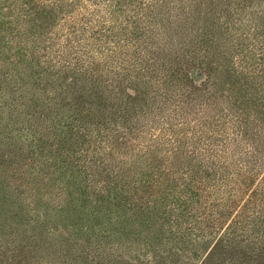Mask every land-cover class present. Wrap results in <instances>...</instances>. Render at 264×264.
<instances>
[{
  "label": "rangeland",
  "instance_id": "374dc122",
  "mask_svg": "<svg viewBox=\"0 0 264 264\" xmlns=\"http://www.w3.org/2000/svg\"><path fill=\"white\" fill-rule=\"evenodd\" d=\"M50 1L37 0L42 7ZM10 2L12 0H0V81L12 82L14 79L16 84L12 83L10 87L18 91L13 96L16 101L11 110L5 106L4 101L7 100L6 97L2 98L0 91V123L8 125V131L18 139L16 146L22 145L23 150L19 151L16 147L13 152L10 146H6L4 155L0 157V179L3 183L0 184V201L8 204L12 194L9 210L13 207L19 213L15 220H11V229L0 227V231L3 229L0 247L4 246L0 248V264H15L9 252H5L8 233L15 230L30 233L36 229V224L43 221L49 223L44 235L50 238L48 240L52 241L54 249H58L63 242H69L72 250H76L74 246L77 245L96 248L94 244L101 242L102 250L108 251L102 256L103 264H109L115 258L119 264H158L154 260L155 254L159 255L156 257L159 264H264V167L259 171L255 167L253 173L248 174L244 172L247 168L241 165L239 158L230 156L229 167L220 176L209 168L203 173L190 172V167L199 162L198 159H192V163L184 167L171 163L174 149L179 145L169 130L162 129L160 124L150 127L146 122L143 124L144 132L139 134L141 137L134 136L139 132L134 130V99L135 104H141L140 98H144L146 93L144 84L137 91L134 87L129 92L130 85L125 81L120 85L123 86L121 94L114 91L116 89L111 83L101 84L95 92H99L100 100L105 104L106 112H109L105 116L115 114L112 118L115 121L108 120V125L104 120L107 117L100 119L89 114L86 121L90 131L76 137L69 135L67 128L52 126L59 108L61 112L70 108L72 112L81 109L85 117L88 106L84 101L91 99V88L86 86L84 98L79 100H74L70 94H61L65 90L61 89L60 92V88L72 89L77 84L75 80L71 82L73 69H64L62 64H58L60 60L50 62L47 56H54L53 52L58 49L51 47L43 52L41 48L33 47L41 31L38 21L28 19L25 13L12 7L13 3L9 5ZM143 2L149 4L152 0ZM81 3L85 4L84 10H72V13L60 15L51 22L48 37L59 36L65 42L70 34L67 31L69 25L85 27L80 15L88 16L86 7H92L88 0H81ZM105 5L107 1L103 2L102 7ZM16 19L19 24L14 23ZM139 26L152 29L156 25L145 19ZM7 27L14 29L6 31ZM92 54L97 56L95 52ZM203 70L194 69L188 75L189 79L196 84L205 82L208 73ZM0 86L8 89L5 82H0ZM224 89L228 88L225 86ZM20 93L25 98H21ZM112 94L118 100L106 102ZM145 99H149V96L146 95ZM32 102L40 107L35 108ZM163 102L158 100L154 107L157 122L167 118V114H159L157 110ZM24 103L31 104L26 119L32 120V127L22 124L23 116L19 111ZM125 103L129 108L128 114L123 112ZM200 107V110L205 108L204 105ZM101 111L104 112L103 109ZM122 115L128 119L119 118ZM19 119L17 129H14ZM96 121L105 123L106 127L95 124ZM225 121L228 120L222 118V122ZM189 125L196 126L193 121H188V125L184 126V135L194 139V131ZM32 128L46 133L37 148L26 144L25 138L33 135ZM98 130L101 132L100 138L95 137ZM240 135L236 131L232 139ZM260 135L264 140V128ZM155 136H165L171 141H166L161 152L152 158L148 152L152 148L149 146L155 145ZM216 137L221 141L212 147L204 146L206 153L213 148L219 150L222 141L228 140L222 135ZM203 139L205 143L210 142L207 137ZM247 142L250 143L251 139ZM187 145L188 151L194 149L191 141ZM249 151L253 150L249 148ZM138 156H146L147 161L143 162V168L134 169ZM99 162L113 163L116 170L120 166L121 174L129 176L123 184L110 187L109 196L104 198L86 186L87 174L92 173L88 167L100 166ZM96 179L99 186L106 181V178ZM45 182L53 188L67 185L73 190V196H66L69 206H63L65 213L62 214L59 207H53L52 194H47V188L43 186ZM37 187L42 188L39 189L40 194ZM31 214L38 216L31 219ZM110 251L114 254H110ZM92 253L87 248L84 259ZM41 256L39 252H32L29 255L31 264H36ZM47 259H41L40 263H56ZM84 259L83 264H96L97 261L92 260L91 256L87 259L88 263ZM64 262L82 263L81 260L75 262L72 257Z\"/></svg>",
  "mask_w": 264,
  "mask_h": 264
},
{
  "label": "trees",
  "instance_id": "16d2710c",
  "mask_svg": "<svg viewBox=\"0 0 264 264\" xmlns=\"http://www.w3.org/2000/svg\"><path fill=\"white\" fill-rule=\"evenodd\" d=\"M104 1H107V5L102 7ZM88 2L92 7H86L88 16L80 15V20L86 24L85 27L69 25L67 31L70 34L65 42L61 41L59 36L48 37L50 24L60 15L72 13V10H84L85 4H82L81 0H52L43 7L37 0H12L9 3H13L12 7L18 12L25 13L28 19L38 21L41 31L38 32L33 47L41 48L43 52H47L51 47L58 49L53 52L54 56H47L51 59L50 62L54 59L60 60L58 64H62L64 69H73L71 82L75 80L77 84H74L72 89L60 88V92L61 89L65 90L61 94H70L74 100H79L84 98L86 86L91 88V99L84 101L88 106L85 117V112L81 109L72 112L73 109L70 108L61 112V108H57L58 111L54 115L56 119H51L52 126L67 128L69 135L76 137L90 131L86 121L89 114L100 119L107 117L104 120L108 125V120L115 121L112 119L115 114L105 116L109 112H106L99 92H95L101 84L111 83L116 89L114 91L120 94L123 90L120 85L125 81L130 85L129 92L134 90V87L137 91L144 84L146 93L144 98H140L141 104H135L134 99V130L139 131L138 134L134 133V136L141 137L139 134L144 132L143 124L146 122L150 127L160 124L162 129L169 130L179 145L173 148L171 163L184 167L190 165L192 159H198L199 162L190 167V172L203 173L209 168L215 175L220 176L223 170L229 167L230 156L238 157L241 165L247 168L244 172L248 174H252L255 167L258 168L257 171L264 167V140L260 135L264 128V0H152L149 4H145L143 0ZM145 19L155 24V28L144 29L139 26ZM14 23L19 24V21L16 19ZM5 29L11 31L14 28ZM92 52L99 57L93 56ZM153 62L156 64L153 65ZM203 68L208 73L205 82L196 84L189 79L188 75L190 76L194 69ZM0 82L7 84L8 89L0 86V91L2 98L6 97L7 101H11H4L5 106L11 110L13 102L16 101L13 96L18 89L10 87V84L16 83L14 79L12 82ZM225 86L228 89L225 90ZM146 95L149 96L147 100ZM19 96L25 98L23 93ZM112 100L118 98L112 94L106 102L110 103ZM158 100H164L157 108L158 113L167 114V118H162L161 122L156 121L157 113L154 112ZM29 103L22 104L23 109L19 113L23 116L22 124L32 127V120L26 119V114L30 113L31 109ZM202 105L205 108L200 110ZM32 106L40 107L36 102H32ZM128 111L125 103L123 112L128 114ZM122 117L124 120L128 119L125 115L119 116ZM222 118L228 121L222 122ZM20 119L14 124V129H17L16 124ZM190 120L196 124L192 127L189 125L194 131V139L184 135V126H187ZM180 122L182 123L179 124ZM95 124L106 127L101 121H96ZM236 131L237 135H241L232 139ZM31 132L32 137L25 138L26 144L28 147L37 148L46 133L34 128ZM100 134L98 130L95 137L100 138ZM216 135L225 136L228 143L226 140L222 141L223 145L219 150L213 148L206 153L204 146L212 147L221 141ZM204 137L210 139V142L205 143ZM69 139L71 140L72 136ZM249 139L250 143L247 142ZM17 140L8 131V125L0 123V157L4 155L6 146H10L13 152L16 147L19 151L23 150L22 145L16 146ZM153 141L155 145L149 146L152 148L148 152L152 158L161 152L165 142H170L171 139L155 136ZM190 141L194 148L192 151L186 148ZM249 148L253 151H249ZM146 161V156H138L134 161V169L143 168V162ZM99 165L88 167L92 173L87 174L89 178L86 179V186L96 191L100 198H104L109 196L110 187L114 188L119 183L126 182L128 174H121L122 167L116 165V170L113 163L99 162ZM96 177L106 178L107 182L99 186ZM0 184L3 185L1 179ZM43 186L47 188V194H52L53 207H59L61 213H65L63 206H69L66 196H73V190L67 185L53 188L47 185V182ZM39 189L42 188H36L38 194L41 193ZM12 197L11 194L8 204L0 201V227L11 229V220L19 216L13 207L9 210ZM178 201L179 198L176 202ZM4 211H7L6 214ZM100 225L103 226L102 223ZM48 227L49 223L43 221L36 224V229H32L30 233L23 230L11 231L12 238L8 233L5 252H9L15 264H31L29 255L32 252L41 253L40 260L48 258V262L54 260L55 264L64 262L69 257L75 262L81 260L83 264V254L88 248L94 254H88L84 261L87 262L91 256L92 260H97L96 264H103L102 256L108 251L102 250L101 242L95 243L96 248L92 249L73 245L76 250H72L69 242L60 243L59 248L54 249V244L48 240L50 238L44 235V229ZM2 230L1 228L0 235H3ZM110 254L114 252L110 251ZM157 256L159 255H154V260L159 264ZM40 260H36V264H41ZM109 264H119L118 259L115 258Z\"/></svg>",
  "mask_w": 264,
  "mask_h": 264
}]
</instances>
